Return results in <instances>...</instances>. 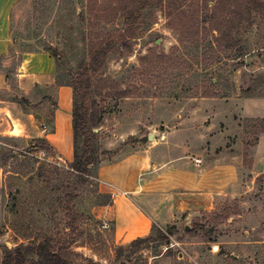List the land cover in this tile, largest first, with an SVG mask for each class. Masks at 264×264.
Returning a JSON list of instances; mask_svg holds the SVG:
<instances>
[{
    "label": "rangeland",
    "instance_id": "obj_1",
    "mask_svg": "<svg viewBox=\"0 0 264 264\" xmlns=\"http://www.w3.org/2000/svg\"><path fill=\"white\" fill-rule=\"evenodd\" d=\"M89 1L17 0L12 45L0 58L8 72L9 98L21 96L28 105L38 100L25 96L15 75L24 53H49L56 85H71L83 78L89 63V31L125 28L120 16L89 26ZM215 35L202 30L197 41L181 42L163 5L143 11L132 51L110 52L90 77L96 122L91 127L97 133L92 147L98 160L79 187L74 160L34 149L35 140L0 133V263L20 244L35 246L68 234L77 253L72 264H264V15L255 12L253 24L241 26L234 49L211 50ZM155 53H172V60L180 61L157 66ZM147 55L152 58L142 66L140 59ZM44 93L40 98L49 97V103L35 106L50 122L56 103ZM84 140L80 136L76 144L79 154L86 149ZM150 144L155 167L207 165L222 197L210 212L184 213L167 226L155 225L139 245L118 244L112 226L102 227L91 216L95 204L107 201L99 192L98 167L119 161L124 169L136 168L149 159L144 148ZM75 191L78 197L71 202ZM67 203L84 215L78 231L67 224ZM34 258L31 254L27 264Z\"/></svg>",
    "mask_w": 264,
    "mask_h": 264
},
{
    "label": "crops",
    "instance_id": "obj_2",
    "mask_svg": "<svg viewBox=\"0 0 264 264\" xmlns=\"http://www.w3.org/2000/svg\"><path fill=\"white\" fill-rule=\"evenodd\" d=\"M16 2L0 0V58L7 55L12 45L11 15ZM15 75L25 96L28 93L31 99L38 100L28 105L21 96L9 98L8 72L0 65V133L23 142L45 140L57 158L73 161L74 89L70 84L56 85L55 60L47 52L24 53ZM48 88L50 92L46 91ZM42 90L56 103L50 122H44L43 113H38L35 106H44L50 101L49 97L40 98ZM144 149L149 151V159L131 170L124 169L119 161L104 162L98 167L99 192L107 201L95 204L90 210L91 216L102 227L112 226L118 244L147 237L155 225L167 226L184 213L189 217L210 212L222 197L207 165L197 168L188 163L182 169L174 162L155 167V145Z\"/></svg>",
    "mask_w": 264,
    "mask_h": 264
},
{
    "label": "trees",
    "instance_id": "obj_3",
    "mask_svg": "<svg viewBox=\"0 0 264 264\" xmlns=\"http://www.w3.org/2000/svg\"><path fill=\"white\" fill-rule=\"evenodd\" d=\"M152 4H161L165 16L168 18V25L175 30L181 42H195L201 35L202 30L212 32L215 35L211 50H231L240 44L237 37L242 25H252L255 12L264 15V0H90L88 5L89 26L98 27L101 21H113L118 16L124 20L125 28L111 33L89 31V63L85 66L83 78L76 79L71 86L74 89L73 106V128L75 136V156L71 168L78 172L79 180L77 186H81L87 179L91 166L98 160L94 154L92 141L97 133L91 127L94 122L93 106H90V77L95 75L105 64L110 52L118 50L123 52L132 51V40L139 31V20L143 11ZM205 16V18H203ZM209 23L208 29L201 28L202 23ZM215 44V43H214ZM152 57L147 55L140 59L141 65L146 66V61ZM171 54H156L155 65L169 63L176 64L179 59L172 60ZM168 61V62H167ZM78 95L82 100L78 99ZM80 136L85 138L86 147L82 154L76 149ZM36 150L49 149L45 140L38 139L34 145ZM78 197L77 191L71 195V202ZM67 224L72 231H78L80 220L84 215L78 212L71 203L64 207ZM68 236V238H66ZM146 240V237L133 240L131 245H139ZM69 235L63 234L58 238L46 237V239L35 246L18 245L8 250L3 256L0 264H27L31 254L35 258L30 264H72V259L77 255L71 247ZM90 264H93L90 262Z\"/></svg>",
    "mask_w": 264,
    "mask_h": 264
},
{
    "label": "water",
    "instance_id": "obj_4",
    "mask_svg": "<svg viewBox=\"0 0 264 264\" xmlns=\"http://www.w3.org/2000/svg\"><path fill=\"white\" fill-rule=\"evenodd\" d=\"M152 137H153L152 134H150V135L148 136L149 139H152ZM187 228H189V227L187 226Z\"/></svg>",
    "mask_w": 264,
    "mask_h": 264
}]
</instances>
